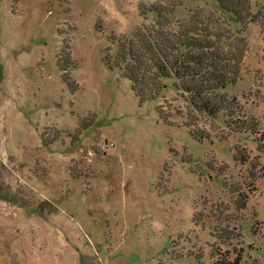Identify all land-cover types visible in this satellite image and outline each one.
I'll return each mask as SVG.
<instances>
[{
    "label": "rangeland",
    "instance_id": "obj_1",
    "mask_svg": "<svg viewBox=\"0 0 264 264\" xmlns=\"http://www.w3.org/2000/svg\"><path fill=\"white\" fill-rule=\"evenodd\" d=\"M248 2L242 24L217 0H0V264H264V0ZM152 4L244 45L231 112L192 110L174 79L134 95L118 45Z\"/></svg>",
    "mask_w": 264,
    "mask_h": 264
},
{
    "label": "trees",
    "instance_id": "obj_2",
    "mask_svg": "<svg viewBox=\"0 0 264 264\" xmlns=\"http://www.w3.org/2000/svg\"><path fill=\"white\" fill-rule=\"evenodd\" d=\"M217 2L242 24L246 18L254 19L248 0ZM166 9L152 4L146 11L153 13V21L119 41L118 64L123 63V76L131 82L134 95L141 102L152 100L163 86L161 80L174 79V88L181 91L192 110L209 117L222 110L231 112L220 90L237 81L244 45L228 48L218 29L192 17L174 21L172 6L167 9L168 17ZM240 260L236 254L231 262L221 264H239Z\"/></svg>",
    "mask_w": 264,
    "mask_h": 264
}]
</instances>
